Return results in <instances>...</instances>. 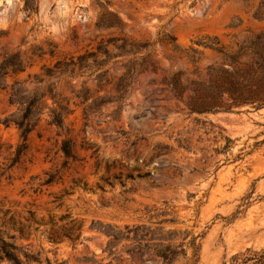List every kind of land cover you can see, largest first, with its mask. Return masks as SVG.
Here are the masks:
<instances>
[{
	"label": "rangeland",
	"instance_id": "374dc122",
	"mask_svg": "<svg viewBox=\"0 0 264 264\" xmlns=\"http://www.w3.org/2000/svg\"><path fill=\"white\" fill-rule=\"evenodd\" d=\"M38 3V12L27 16L24 0H0V59L20 51L27 62L26 71L8 76L10 84L33 80L44 65L113 35L150 43L164 70L139 76L117 119L107 116L116 107L108 105L86 120L62 81L60 91L74 109L65 116L68 131L60 132L46 112L20 155L18 127L1 122L17 106L9 102L10 87L0 88V239L14 242L25 262L24 251L34 254L31 264H162L153 247L129 239L108 251L109 237L98 228L160 221L164 230L197 238V255L189 245L187 257L174 264H230L248 248L264 249V108L191 112L160 81L177 69L186 70L184 82L192 76L187 52L200 48L199 38L218 35L228 43L234 34L264 31V6L262 18L255 16L261 0ZM105 10L118 13L124 28H98ZM121 71L112 65L113 75ZM89 84L94 89L95 82ZM111 92L109 84L98 94ZM65 137L73 140L75 154L67 163ZM157 145L168 148L156 155ZM120 171L123 176L115 177ZM128 172L132 177H125ZM0 264H8L1 255Z\"/></svg>",
	"mask_w": 264,
	"mask_h": 264
},
{
	"label": "trees",
	"instance_id": "16d2710c",
	"mask_svg": "<svg viewBox=\"0 0 264 264\" xmlns=\"http://www.w3.org/2000/svg\"><path fill=\"white\" fill-rule=\"evenodd\" d=\"M263 6L264 0H261L256 17L262 18ZM24 10L27 16L38 12V0H24ZM96 26L100 29H123L125 23L118 13L105 10L100 13ZM195 43L200 48L192 47L187 52L194 69L186 82L183 81V76L187 73L185 69H177L161 76L160 81L172 97L184 102L191 112L198 113L230 111L245 105L254 109L264 108V31L241 38L234 34V39L228 43L218 35H206L195 40ZM149 47L148 42L133 41L123 36L103 37L96 46L44 65L43 73L35 74L33 80L15 79L11 84L8 76L26 71L27 62L20 51L4 52L0 59V88L10 87L9 102L16 105L17 109L2 118L1 122L6 125L14 123L18 127L22 143L17 154L20 155L27 149L29 135L46 112L51 117V123L60 132L68 131L65 116L74 109L70 106L71 98L60 91L62 81L67 84L72 97L78 100L77 103L83 106L86 120H93L95 115L102 114L103 107L108 105L116 107L107 116L117 119L127 94L139 76L146 72L158 74L159 70H164ZM175 49H179V46L175 45ZM205 59L207 62L201 65ZM112 65L122 69L119 75L111 73ZM90 80L95 82L94 89L89 84ZM109 84L112 91L110 94H98ZM50 99L52 104L49 103ZM230 141L228 138L225 148L230 146ZM156 148L155 154L159 155L168 146L157 145ZM62 151L66 157L65 163L75 157L70 137L63 139ZM100 164L101 161H98V168ZM111 166L112 164L106 163L108 171ZM132 175L128 172L125 177L130 178ZM122 176V171L115 174V177ZM51 181L52 179H48L46 182ZM158 214L168 215V212ZM98 228L109 237L108 251H112L120 240L129 239L134 241L135 246L153 247L162 264H174L181 257H187L189 245L193 247L195 255L199 251L196 237L188 240L190 234L187 231L164 230L160 221H151L150 225H126L124 229L111 224ZM18 250L14 242L0 239V255L8 260V264H31V260H37L34 254L24 251L28 260L25 262ZM197 260L192 264H196ZM248 262L264 264V249L248 248L245 252L233 255L230 264Z\"/></svg>",
	"mask_w": 264,
	"mask_h": 264
}]
</instances>
